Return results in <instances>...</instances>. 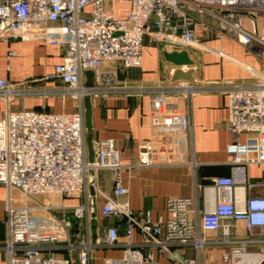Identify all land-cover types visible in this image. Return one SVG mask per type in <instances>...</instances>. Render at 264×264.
I'll use <instances>...</instances> for the list:
<instances>
[{
  "label": "built area",
  "instance_id": "2783aa9c",
  "mask_svg": "<svg viewBox=\"0 0 264 264\" xmlns=\"http://www.w3.org/2000/svg\"><path fill=\"white\" fill-rule=\"evenodd\" d=\"M111 1H127V14L114 15L106 5ZM223 36L264 62V0H0V43L36 40L61 51L50 74L0 78V185L6 191L0 250L6 264H91L94 250L102 247H121V253L100 257L101 264H162L156 254L170 264H215L202 259L212 248L221 249L219 264H264V175L247 176L248 165L264 164V72L246 65L249 79L227 80L216 88L119 76V69L141 67L145 38L171 52L188 46L209 49L208 39ZM6 54L15 51L8 47ZM212 89L226 98L230 173L211 177L192 196H167L163 216L153 219L134 211L119 198L128 193L120 177L128 165L115 139L92 140L93 158H86L84 98L146 95L154 132L138 143L137 164L194 167V160L186 159L188 104L192 96ZM28 97H55L62 103L69 98L73 109L11 108L15 99ZM98 169L112 175V193H101L99 214L115 222L103 229L91 230L85 203L67 212L56 200L29 201L40 195L77 196L88 172ZM13 190L20 192L17 205ZM68 215L77 220L76 232ZM134 233L140 236L137 242Z\"/></svg>",
  "mask_w": 264,
  "mask_h": 264
},
{
  "label": "crops",
  "instance_id": "0c3cea01",
  "mask_svg": "<svg viewBox=\"0 0 264 264\" xmlns=\"http://www.w3.org/2000/svg\"><path fill=\"white\" fill-rule=\"evenodd\" d=\"M114 15L124 16L129 9L127 1L107 2ZM209 49L188 46L186 51L193 61V75L196 82L214 86L222 85L227 80H246L250 72L249 65L264 72V62L248 47L233 40L229 36L220 39H208ZM15 51L7 56L6 49ZM217 51H221L220 55ZM159 44L144 39L142 49V65L140 68L129 70L119 69V76L130 81L152 82L169 80L171 63L163 57ZM61 61V51L55 45L41 44L36 40L10 39L8 43H0V78L17 80L22 77L39 78L53 72L54 65ZM46 84L53 83L45 81ZM45 104L51 111H70L73 109L72 100L67 98L28 97L15 99L12 109L20 107L38 109ZM90 128L84 124L85 154L89 159V143L98 138H114L120 150L121 161L126 166L120 173L122 185L128 188L126 199L131 209L139 213L147 212L151 218L165 214V199L169 195L192 196L195 189L209 183L211 177L228 175L230 173V154L226 145L230 134L225 128L227 116L226 98L217 89L207 90L191 97L188 110L190 118V133L187 141L186 159H193L195 166H139L137 164L138 143L152 135L153 128L148 115L150 100L146 95L141 96H108L91 100ZM4 102L0 100V116ZM240 140L244 135L239 136ZM264 175V164L248 165L247 176L255 179ZM258 193L261 192L257 190ZM255 191V192H257ZM112 193V175L108 169H98L88 172L84 190L74 197L51 196L46 198L30 197L32 203L46 200H56L68 212L73 206L85 203L91 230L105 228L109 217L100 216L99 209L103 202L102 194ZM264 193V190L262 191ZM4 216H0V242L5 237ZM133 241L140 240L137 233ZM120 240H124L120 236ZM186 252L193 254L192 250ZM121 247H102L94 250L91 264H101L102 256H118ZM203 254V262L218 261L221 249L212 248ZM209 253V256L207 255ZM162 264H170L169 260L156 254ZM0 264H6L5 253L0 250Z\"/></svg>",
  "mask_w": 264,
  "mask_h": 264
},
{
  "label": "water",
  "instance_id": "95a60500",
  "mask_svg": "<svg viewBox=\"0 0 264 264\" xmlns=\"http://www.w3.org/2000/svg\"><path fill=\"white\" fill-rule=\"evenodd\" d=\"M163 57L165 58L166 61L171 63L173 67L171 68L170 72V81L174 80H188V81H195L196 78L193 75L194 69H193V61L189 57L188 52L183 49L180 51H163ZM88 84L90 81L87 82ZM84 103V124L87 128H90L91 122H90V117H91V104L89 98L86 96L83 100ZM89 160H92L93 155H92V149H91V144L89 143ZM61 216V214H58ZM67 219L71 221V231L76 232L77 231V220L73 215H68ZM109 222L113 223L115 222V219L110 216L109 217Z\"/></svg>",
  "mask_w": 264,
  "mask_h": 264
},
{
  "label": "rangeland",
  "instance_id": "374dc122",
  "mask_svg": "<svg viewBox=\"0 0 264 264\" xmlns=\"http://www.w3.org/2000/svg\"><path fill=\"white\" fill-rule=\"evenodd\" d=\"M12 195H13V197L15 198V200L13 201V204L14 205H17L18 204V202H17V199L19 198V196H20V192L19 191H17V190H13L12 191ZM52 195H48V196H37L38 198H46V197H51ZM5 199H6V191H5V188L2 186V185H0V216H1V213H2V211H3V206H4V203H5ZM207 255L209 256V254L207 253ZM211 259H214V261H211L212 263H215V264H219V259H218V261L217 260H215L216 258H214L213 257V254H211Z\"/></svg>",
  "mask_w": 264,
  "mask_h": 264
}]
</instances>
